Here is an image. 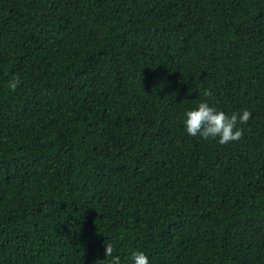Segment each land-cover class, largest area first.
<instances>
[{
  "label": "trees",
  "instance_id": "16d2710c",
  "mask_svg": "<svg viewBox=\"0 0 264 264\" xmlns=\"http://www.w3.org/2000/svg\"><path fill=\"white\" fill-rule=\"evenodd\" d=\"M204 100L252 114L239 141L187 134ZM105 242L264 264V0H0V264Z\"/></svg>",
  "mask_w": 264,
  "mask_h": 264
},
{
  "label": "clouds",
  "instance_id": "9594fccd",
  "mask_svg": "<svg viewBox=\"0 0 264 264\" xmlns=\"http://www.w3.org/2000/svg\"><path fill=\"white\" fill-rule=\"evenodd\" d=\"M19 84V78L15 77L9 82L8 87L10 90L15 91ZM204 95L205 97H210L212 93L206 90ZM251 115L248 110H243L242 113H232L229 116L223 111H217L216 108L209 105L207 100H204L198 104L196 109L185 113L184 125L189 136H199L205 140L211 138L220 145H228L242 138L243 131L237 125L246 124ZM104 247L105 258L94 261V264H106L109 258H111L110 264H121L120 257L113 255L112 244L105 242ZM131 259L133 264H149V259L143 252H132Z\"/></svg>",
  "mask_w": 264,
  "mask_h": 264
}]
</instances>
